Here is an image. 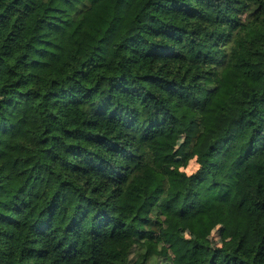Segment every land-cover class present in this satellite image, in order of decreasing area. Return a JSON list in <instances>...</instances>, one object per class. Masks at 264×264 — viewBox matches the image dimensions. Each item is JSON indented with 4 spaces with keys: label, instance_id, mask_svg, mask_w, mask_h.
Masks as SVG:
<instances>
[{
    "label": "trees",
    "instance_id": "16d2710c",
    "mask_svg": "<svg viewBox=\"0 0 264 264\" xmlns=\"http://www.w3.org/2000/svg\"><path fill=\"white\" fill-rule=\"evenodd\" d=\"M0 264H264V0H0Z\"/></svg>",
    "mask_w": 264,
    "mask_h": 264
},
{
    "label": "rangeland",
    "instance_id": "374dc122",
    "mask_svg": "<svg viewBox=\"0 0 264 264\" xmlns=\"http://www.w3.org/2000/svg\"><path fill=\"white\" fill-rule=\"evenodd\" d=\"M64 50V46L56 45L47 48L46 50L42 51V53H37V56H39V58L44 63L42 65V73L52 68L53 64L62 57ZM175 164L188 174L194 173L199 167L195 159L186 162L184 159L180 158ZM181 229L184 234L190 235L187 227L184 226V224L181 226ZM233 237V229L230 224H219L212 230L211 234L204 241V243L211 248H215L220 246L224 241L230 240Z\"/></svg>",
    "mask_w": 264,
    "mask_h": 264
}]
</instances>
